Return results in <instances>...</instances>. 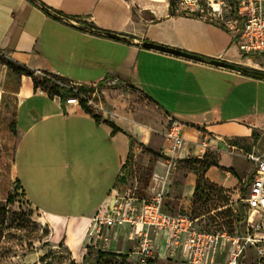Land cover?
Masks as SVG:
<instances>
[{"label":"crops","instance_id":"0c3cea01","mask_svg":"<svg viewBox=\"0 0 264 264\" xmlns=\"http://www.w3.org/2000/svg\"><path fill=\"white\" fill-rule=\"evenodd\" d=\"M41 1L74 18L73 25L89 23L133 37L127 43L81 32L47 16L29 0H0L2 56L34 74L98 85L103 95L106 112L96 113L99 121L45 92L24 96L16 111V177L27 201L51 225L50 239L62 243L75 260L85 256L92 218L121 189L120 176L132 155L146 152L150 161L163 156L154 163V176L165 178L170 117L185 124L187 145L181 159L187 157L186 150L202 159L199 130L213 136L218 151L226 150L222 139L250 145L257 135L254 150L264 154V80L222 65L264 72V56H244L225 27L204 18L170 17L169 0ZM145 42L219 64L149 49ZM111 123L120 131L113 133ZM222 155L205 177L220 187H235L239 173L231 168L236 174L231 176L219 163ZM172 178L161 187L165 203L171 199ZM195 184L182 188L189 199Z\"/></svg>","mask_w":264,"mask_h":264},{"label":"rangeland","instance_id":"374dc122","mask_svg":"<svg viewBox=\"0 0 264 264\" xmlns=\"http://www.w3.org/2000/svg\"><path fill=\"white\" fill-rule=\"evenodd\" d=\"M174 1L176 11L199 12L202 18L220 25H225L231 19V10L235 9L234 0ZM215 10L220 12L216 13ZM45 79L56 80L53 74L46 72L35 74L32 78L16 74L8 67V60L0 54V264H178L158 256L152 263L144 262L137 253V243L129 241L124 235L118 238L111 233L112 248H108L106 253L118 254L120 257L107 263L106 260L100 261L98 252L101 250L94 246L87 250L83 259L77 261L62 243L54 244L50 239L51 225L17 187L15 167L20 137L14 122L19 102L32 92H49L50 85ZM231 143L245 152L256 146V142L250 145H241L237 141ZM260 149L264 151V141ZM215 151L198 159L191 150L189 153L186 150L187 157L178 160L175 172L171 174V199L166 201L165 210L173 214H188L206 230L233 231L242 213V200L246 195L245 181L250 176L252 165L226 150ZM145 153L142 152L137 158L132 155L123 167L119 187L122 191L132 192L136 197L152 198L161 191L163 185L161 179H155L154 163L164 157L158 155L150 161L144 156ZM222 153L224 155L219 163L228 168L231 176L236 175L231 168L239 173L240 179L235 187L223 188L210 183L205 177L208 166L218 163ZM198 179L197 197L189 199L182 188H191ZM123 250L124 253L120 254ZM244 264L256 263L248 258Z\"/></svg>","mask_w":264,"mask_h":264},{"label":"built area","instance_id":"2783aa9c","mask_svg":"<svg viewBox=\"0 0 264 264\" xmlns=\"http://www.w3.org/2000/svg\"><path fill=\"white\" fill-rule=\"evenodd\" d=\"M234 5L231 19L223 26L231 33L244 56H264V0H234ZM59 84L71 94L64 101L61 95L56 94L53 100L65 106H85L99 114L106 112L98 85ZM184 128L185 124L180 119L169 118L163 181L170 178L181 159L179 154L186 148ZM199 135V158L211 149L217 150L212 145L214 138L210 133L200 130ZM231 141L221 140L226 151L252 165L250 176L245 181L242 213L233 231L206 230L188 214L166 211L164 186L153 198L136 197L132 192L120 189L92 218L88 232L89 247L108 252L107 249L112 248V233L118 238L124 235L129 241H135L137 253L148 263L158 256L178 264H244L248 258L253 263L264 264V154L254 150V146L245 152Z\"/></svg>","mask_w":264,"mask_h":264},{"label":"trees","instance_id":"16d2710c","mask_svg":"<svg viewBox=\"0 0 264 264\" xmlns=\"http://www.w3.org/2000/svg\"><path fill=\"white\" fill-rule=\"evenodd\" d=\"M29 1L32 4H34L36 7H38L40 10H42L47 16L52 17L53 19H55V20H57L59 22L66 23L68 25L70 24L72 27L78 29L81 32L91 33V34H95V35H100V36H103V37H106V38H109V39H112V40L125 41L127 43H130L133 40L132 36H126V35H122V34H117V33H114V32L107 31V30H100V29L96 28L94 25H91L89 23L73 25V24H71V21H75L74 18H69L68 16L63 15L61 12L53 10L52 8H50L46 4H44L41 0H29ZM176 7H177V5H176L175 1L174 0H169V16L170 17L191 16V17H196V18H202L201 14L199 12L186 11V10L176 11ZM221 26H223V25H221ZM144 46L145 47H150L151 49L152 48H157V49H161V50L167 49L170 52H172V53H174L175 55H178V56L179 55H183V56H189V57H199V56H196V55L188 54V53L183 52L181 50L173 49V48H170V47H167V46H163V45H160V44H156V43H153V42H145ZM199 58L202 61H204V62L219 64V62L214 61V60H207V59L201 58V57H199ZM222 65H224V66H226V67H228L230 69L236 70V71L242 73L245 76H249V77H252L254 79L264 80V72H262V71L252 70V69L244 68L242 66L226 64V63H223ZM8 67H10L14 71V73L19 74V75H25V76H28V77H31V78H32L33 75H35L34 72L29 70L28 68H26L24 66L15 65V64L11 63L10 61H8ZM54 77L56 78V80L45 79L46 83H49V85H50L49 92L45 91V93H47L51 98L54 95L59 94V95H61V100L64 101L65 99H67L70 96L71 91L61 87L59 83H61V84H69L70 82L65 80V79H63V78L55 76V75H54ZM82 109L86 113L94 115V118L96 119V121L100 120L99 115L96 114L94 111L86 108L85 106H82ZM111 126L113 127V133H117L118 131H120V129L117 128L115 126V124L111 123ZM14 127L16 128L15 122H14ZM254 139H255V142H257L259 140V136L254 135ZM212 165H216V164H212ZM212 165H209L208 169ZM199 183H200V179H198L197 183H196L195 193L193 195L194 198L197 197V192L199 190ZM16 185L19 188V190L22 191V194L24 195V191L22 190V187H21L20 182H19L18 179L16 180ZM89 249H91V248L88 247L87 250H89ZM98 254H99V257H100V261L106 260V263L110 262L112 260L118 259L120 257L118 254L106 253V252H102V251H99Z\"/></svg>","mask_w":264,"mask_h":264},{"label":"water","instance_id":"95a60500","mask_svg":"<svg viewBox=\"0 0 264 264\" xmlns=\"http://www.w3.org/2000/svg\"><path fill=\"white\" fill-rule=\"evenodd\" d=\"M147 48L151 49L150 47H147ZM152 49L157 50V51H160V52L168 53V54H174V53L170 52V51L167 50V49H163V50H161V49H157V48H152ZM174 55H175V54H174ZM179 56H183V55H179ZM185 57H186V56H185ZM192 59H194V60H196V61H202L200 58H199V59H197V58H192ZM202 62H204V61H202ZM211 64H215V63H211Z\"/></svg>","mask_w":264,"mask_h":264},{"label":"bare ground","instance_id":"6f19581e","mask_svg":"<svg viewBox=\"0 0 264 264\" xmlns=\"http://www.w3.org/2000/svg\"><path fill=\"white\" fill-rule=\"evenodd\" d=\"M1 101H2V94L0 93V103H1Z\"/></svg>","mask_w":264,"mask_h":264}]
</instances>
